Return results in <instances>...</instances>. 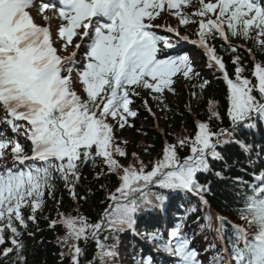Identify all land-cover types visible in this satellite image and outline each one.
Masks as SVG:
<instances>
[{
	"label": "snow or ice",
	"instance_id": "6c2138e0",
	"mask_svg": "<svg viewBox=\"0 0 264 264\" xmlns=\"http://www.w3.org/2000/svg\"><path fill=\"white\" fill-rule=\"evenodd\" d=\"M35 3L36 0H0V107L5 113L0 123L8 125L12 133L9 138L6 131L0 130V160L7 158L6 150L10 149L12 161L11 166H0V246L10 245L0 250V261L27 264L20 237L29 223L38 224L37 213L44 211L46 198L55 201L59 209L57 176L72 198L80 199L76 185L81 169L99 165L101 171L96 179L104 177V169L119 178V187L108 197L114 203L109 204L99 221L91 223L82 215L64 213L50 220L49 230L63 226L67 232L65 242L75 241L70 245L74 249L71 264H80L84 250L79 244L89 240L99 250L90 264H117L119 253L114 248L105 251L109 236L101 242V232L119 233L138 212L162 210L168 194L177 191L195 196L199 208H188L168 230L167 245H175V255L165 259L164 264H174L181 258L183 264H204L201 253L190 243L184 246L192 238L183 231L187 215L208 206L209 188L197 179L198 173L210 171L208 158L221 159L217 147L227 143L238 126L254 127L247 122L257 119L264 124V61L256 59L257 54L264 55V0H194L190 6L196 11L191 15L180 11L181 0H59V17L65 22L59 27V36L65 48L74 44L76 49L68 56L58 54L49 29L34 22L30 10ZM49 7L57 5L44 2L39 10ZM165 9H176L172 15L180 26L197 25L195 38L180 35L172 27L163 32L173 33L175 39L157 34L154 29L161 26L155 20ZM217 40L221 42L220 51L232 56L231 73L218 54L214 43ZM233 40L252 42V48L247 49L253 65L250 75L245 74L246 62L238 55L239 46ZM181 42L201 49L207 67L223 79L230 128L212 129L211 122H222L223 117L217 105L210 102L208 121L197 122L194 135L184 136L175 144L166 142L162 157L151 164V170L146 171L142 161L139 169L132 164L123 166L119 158L126 157V153L115 133L118 128L130 126L129 117L138 116L131 106L132 97H139L145 90L159 107L164 103L165 90L175 91L173 78L178 82V74L198 81L193 87L198 86L201 92L209 84L194 70L189 56L180 53ZM82 47L85 50L78 61ZM77 85L82 94L75 90ZM141 106L152 112L147 100ZM16 137H23L29 146ZM184 149L190 154L181 158L179 151ZM260 154H264L261 149L258 159ZM216 175L223 178L222 173ZM252 179L258 184L249 186L252 195L246 197L238 211L240 218L257 231L249 240L250 233L244 227L231 225L236 243L230 255L235 264H264V171L254 172ZM234 183L245 181L236 177ZM203 219L211 223L212 216L209 213ZM216 219L224 224L223 218ZM220 239L223 241V236ZM208 251L215 252V245ZM226 252L224 248L209 261L225 264Z\"/></svg>",
	"mask_w": 264,
	"mask_h": 264
},
{
	"label": "trees",
	"instance_id": "16d2710c",
	"mask_svg": "<svg viewBox=\"0 0 264 264\" xmlns=\"http://www.w3.org/2000/svg\"><path fill=\"white\" fill-rule=\"evenodd\" d=\"M177 25L180 32H185L189 36L194 34V28L190 29V25L180 26L179 22ZM232 42L239 46L238 55L246 62L245 74L250 75L253 65L250 62L251 57L246 52L247 49L252 48V42H244L242 40H233ZM214 43L218 54L222 56L223 61L227 65L228 71L230 73L233 72L231 54L220 51L219 45L221 42L219 40ZM256 59L264 61V55L257 54ZM200 74L202 79L206 78L209 81V84L206 85L202 92L198 86L193 87L194 84L199 83L198 81H190L184 78V85L174 87V92L165 90L164 103L159 107L152 101L151 96L146 94L145 90H141L139 97L133 98L131 106L136 108L138 116L135 118L129 117L130 126H126L123 129L118 128L115 133L120 146L126 153V157L119 158V162L123 166L132 164L133 167L139 169L142 161L145 165V170H151V164L162 157L163 147L166 142L175 144L184 136L194 135L196 123L208 121L210 102L217 105L218 111L223 117L222 122L215 120L211 122L212 129L217 130L220 127L230 128V122L226 115L227 89L223 79L217 75L214 69L210 70L208 68L206 73ZM75 90L78 91V94H82L79 85H77ZM144 100L148 101L154 117L151 116L152 114L149 115V112L141 106ZM247 123H253L254 127L238 126L234 135L227 138L228 142L217 147V151L221 154V159L213 160L209 157L210 171L197 174L198 182L209 188V192L206 195L208 204L213 210L226 218L223 225L220 222L226 239L234 237V231L230 227V223L244 227L246 231L250 232V235L257 231L254 227H249L240 218L238 211V209L243 207L246 197L252 195L249 186L254 183L258 184L257 181L252 179V174L264 171V154H260L259 159L257 158L259 150L264 151V124L260 123L258 119ZM26 143L28 145L27 141ZM133 153L136 154L135 157L132 155ZM189 154L187 149L179 151L181 158ZM146 158L148 159L144 160ZM100 171L101 167L99 165L95 169L91 165H85L81 169L80 180L76 185V194L80 199H73L69 191L65 189L63 181L58 176L56 177L55 195L56 199L61 201L59 209H57L55 201L46 198L44 211L37 213L38 224L29 223L28 229L20 237L25 245L24 254L27 264H61V260H63V264H71V256L74 249L70 245L75 243V241L65 242L67 232L63 226H58L55 230H49L50 220L57 219L58 213H64L70 216L82 215L91 223L98 222L105 209L109 207V204L114 203L108 197L119 187L118 176L115 174L108 175L106 169H104V177L96 179V175ZM218 172L222 173V179L217 177L216 173ZM236 177L242 178L245 184L234 183ZM177 205L182 209H186V211L193 206L199 208L198 201L194 199H182ZM145 211L157 212L156 209L144 210L143 213H147ZM140 212L135 214L134 217ZM184 215L182 214L181 217ZM45 217H49V219H45ZM134 217L130 220L134 219ZM198 217L200 219L197 223ZM187 219L195 221L192 231L197 236H202L203 239L212 237V235L207 236L205 227L207 221L203 220L199 212L188 214ZM137 231L143 234L147 233L145 230ZM29 232L33 235H29ZM150 232L153 233V231ZM104 236H109L106 241L109 247L105 251L113 248L117 250L119 245L123 244L122 241L124 242L123 245L127 244V241L124 240L125 232L121 229L116 234H110L107 230L102 231L101 242H104ZM160 239L164 241L162 238ZM146 240L157 248L160 245L154 238L147 237ZM226 244H229V240H226ZM4 246L10 245L6 244ZM4 246H0V250ZM79 246L84 250L83 255L80 257V264H90L95 259L94 253L98 255L97 246L91 240L87 242L81 241ZM133 251L134 249L128 246L123 250V259L126 262L136 258V253ZM0 264H3V261H0Z\"/></svg>",
	"mask_w": 264,
	"mask_h": 264
},
{
	"label": "rangeland",
	"instance_id": "374dc122",
	"mask_svg": "<svg viewBox=\"0 0 264 264\" xmlns=\"http://www.w3.org/2000/svg\"><path fill=\"white\" fill-rule=\"evenodd\" d=\"M193 2H194V0H189L188 4H184L183 0H181L180 11L181 12H186L188 14H191V12H193L195 10L194 7L190 6L191 3H193ZM211 2H215V0H211ZM175 11H176V9H172V10L165 9V10H163L161 12V14L156 18L155 24L160 25L161 27H159V28L170 27L172 22H173V16H174V15H172V13L175 12ZM44 14H45V12H44ZM30 15L32 16L31 13H30ZM46 16L47 17L44 18V20L41 22L42 27H51L53 25L56 26V25L60 24V21H61L60 17H56V16L52 17V15H50L47 12H46ZM74 42H78L75 37H74ZM62 45L64 47V41L62 42ZM72 46H73V44H69L66 48L64 47L65 51L68 52ZM190 60H193V59H190ZM178 76H179V74H178ZM173 80H174V82H177V78L176 77H174ZM0 112H2V111L0 110ZM141 159H143V158H141ZM147 159L148 158H146L144 160H147ZM119 260H120V256H119Z\"/></svg>",
	"mask_w": 264,
	"mask_h": 264
}]
</instances>
